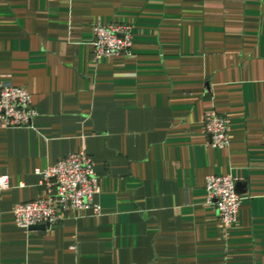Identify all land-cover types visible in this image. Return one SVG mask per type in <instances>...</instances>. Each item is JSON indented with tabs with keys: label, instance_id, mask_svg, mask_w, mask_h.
Returning a JSON list of instances; mask_svg holds the SVG:
<instances>
[{
	"label": "crops",
	"instance_id": "obj_1",
	"mask_svg": "<svg viewBox=\"0 0 264 264\" xmlns=\"http://www.w3.org/2000/svg\"><path fill=\"white\" fill-rule=\"evenodd\" d=\"M96 22L130 24L131 53L94 59ZM0 81L37 112L0 128V264H264V0H0ZM212 110L226 148L208 144ZM79 152L101 213L19 228L14 207L46 196L35 170ZM208 175L235 179L234 224Z\"/></svg>",
	"mask_w": 264,
	"mask_h": 264
},
{
	"label": "built area",
	"instance_id": "obj_2",
	"mask_svg": "<svg viewBox=\"0 0 264 264\" xmlns=\"http://www.w3.org/2000/svg\"><path fill=\"white\" fill-rule=\"evenodd\" d=\"M132 27L128 23L92 25V48L94 59L104 56L130 54L132 47ZM37 112L33 107L32 94L22 86L0 81V128H26L32 126ZM204 129L208 144L215 148H226L230 144L229 119L215 110L204 116ZM40 175V185L46 188V196L19 203L13 209L15 223L19 228L56 225L59 212L68 209L101 213L95 201L98 193V179L94 163L85 152L70 153L45 169H36ZM231 175H208L205 178L207 203L212 205L223 224L237 221L242 197L235 188ZM9 186L6 174L0 175V193Z\"/></svg>",
	"mask_w": 264,
	"mask_h": 264
},
{
	"label": "water",
	"instance_id": "obj_3",
	"mask_svg": "<svg viewBox=\"0 0 264 264\" xmlns=\"http://www.w3.org/2000/svg\"><path fill=\"white\" fill-rule=\"evenodd\" d=\"M47 225H37V226H32L30 229H45Z\"/></svg>",
	"mask_w": 264,
	"mask_h": 264
}]
</instances>
